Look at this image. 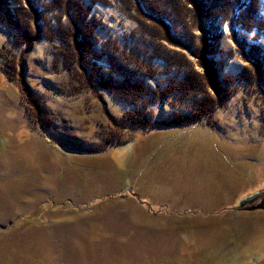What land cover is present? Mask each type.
I'll use <instances>...</instances> for the list:
<instances>
[{"label": "rangeland", "instance_id": "374dc122", "mask_svg": "<svg viewBox=\"0 0 264 264\" xmlns=\"http://www.w3.org/2000/svg\"><path fill=\"white\" fill-rule=\"evenodd\" d=\"M159 1L172 18L170 2ZM30 2L41 6L30 44L0 24V264H264V202L241 211L264 200L258 89L230 86L209 121L184 126L159 125L182 104L152 105L149 129L128 134L111 118L124 120L132 107L104 90L77 89L78 61L67 71L58 40L44 35L57 32L60 14ZM201 5L219 9L216 0ZM90 14L104 73L114 46L163 69L145 54L148 35L122 1L98 0ZM220 14L210 55L223 79L245 65L237 40L259 44L264 55V34L242 38L241 26L232 30Z\"/></svg>", "mask_w": 264, "mask_h": 264}, {"label": "trees", "instance_id": "16d2710c", "mask_svg": "<svg viewBox=\"0 0 264 264\" xmlns=\"http://www.w3.org/2000/svg\"><path fill=\"white\" fill-rule=\"evenodd\" d=\"M35 1L37 2L34 0V3ZM40 1L43 11L52 12L55 8V13L60 14L55 25L57 32L54 35H44L50 41L58 40L61 65L67 71L75 65L76 60L78 61V74L74 76L77 89L84 90L83 87L88 86L92 90H104L132 107L123 115L124 120L117 122L111 118L118 130L130 134L149 129L150 107L167 102L182 104L184 107L172 109L171 118L161 121L160 126L207 122L222 105L230 86H233L234 92L238 86L258 89V99L264 109L262 47L255 43L246 44L243 39L242 42L241 39L237 40L241 47L237 54L245 65L238 75L223 79L218 78L215 58L210 55L213 48L211 38L217 31L216 14L222 11L224 16L220 14L218 17H225V24L232 30L233 27L241 26L239 30L240 34L242 31V38H245L243 31L256 30L264 34V16L260 9L264 0H247L246 6L244 5L243 10L235 17L234 10L241 0H216L219 9L210 5L207 6L208 10L201 5V2L206 0H167L172 6V18H169V12L166 14L164 10L169 9L167 2L162 5L159 0H148L149 5L154 7L150 11L145 6V0H119L132 14L142 34L148 35L147 45L152 50L145 51V54H148L151 60L160 61L163 69L146 65L143 61L138 62L132 57L131 49L124 53L114 46L116 54L108 56L107 73H104L99 65L100 56L93 49L94 36L91 34L92 29H96L97 20L90 14V8L98 0H88V5L78 0ZM38 8L33 6L30 0H0V24L13 33L17 43L30 44L34 39V28L37 26L34 10L37 12ZM140 16L147 18L154 26L141 21ZM16 64L12 69H16ZM82 73L85 79L81 76ZM159 74L166 77L162 81H155L154 77ZM120 136L121 133L113 135L111 142L118 140ZM109 141L110 139L107 140ZM99 150L103 148L99 147L96 151Z\"/></svg>", "mask_w": 264, "mask_h": 264}, {"label": "flooded vegetation", "instance_id": "af4514ba", "mask_svg": "<svg viewBox=\"0 0 264 264\" xmlns=\"http://www.w3.org/2000/svg\"><path fill=\"white\" fill-rule=\"evenodd\" d=\"M263 202H264V200L262 199V197H260L259 196V198H258V196L255 198V200H254V202L253 203H251V204H249V203H246V204H244L243 206H242V210L241 211H249V210H252V211H254V210H260V209H256V208H254V207H256V206H259V204H263ZM262 207H264V206H262Z\"/></svg>", "mask_w": 264, "mask_h": 264}, {"label": "bare ground", "instance_id": "6f19581e", "mask_svg": "<svg viewBox=\"0 0 264 264\" xmlns=\"http://www.w3.org/2000/svg\"><path fill=\"white\" fill-rule=\"evenodd\" d=\"M130 92V91H129ZM131 94V93H130ZM127 130V129H126Z\"/></svg>", "mask_w": 264, "mask_h": 264}]
</instances>
